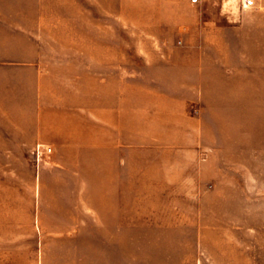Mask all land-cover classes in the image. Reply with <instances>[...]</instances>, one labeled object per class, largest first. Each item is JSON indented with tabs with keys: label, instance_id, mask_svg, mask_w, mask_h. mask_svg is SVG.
<instances>
[{
	"label": "rangeland",
	"instance_id": "rangeland-1",
	"mask_svg": "<svg viewBox=\"0 0 264 264\" xmlns=\"http://www.w3.org/2000/svg\"><path fill=\"white\" fill-rule=\"evenodd\" d=\"M262 52L264 0H0V264H264Z\"/></svg>",
	"mask_w": 264,
	"mask_h": 264
},
{
	"label": "built area",
	"instance_id": "built-area-1",
	"mask_svg": "<svg viewBox=\"0 0 264 264\" xmlns=\"http://www.w3.org/2000/svg\"><path fill=\"white\" fill-rule=\"evenodd\" d=\"M246 1L248 2V1H250V0H246ZM45 149H46V151H48V152L52 151V147H50V146L47 147V148H45ZM37 151L40 152V145L37 146Z\"/></svg>",
	"mask_w": 264,
	"mask_h": 264
},
{
	"label": "crops",
	"instance_id": "crops-1",
	"mask_svg": "<svg viewBox=\"0 0 264 264\" xmlns=\"http://www.w3.org/2000/svg\"><path fill=\"white\" fill-rule=\"evenodd\" d=\"M262 54H263V58H264V52H262Z\"/></svg>",
	"mask_w": 264,
	"mask_h": 264
}]
</instances>
